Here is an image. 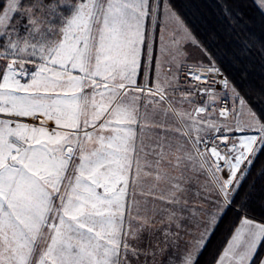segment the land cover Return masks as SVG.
I'll list each match as a JSON object with an SVG mask.
<instances>
[{"label": "snow or ice", "instance_id": "1", "mask_svg": "<svg viewBox=\"0 0 264 264\" xmlns=\"http://www.w3.org/2000/svg\"><path fill=\"white\" fill-rule=\"evenodd\" d=\"M213 5L0 0V264H200L229 212L264 264V0Z\"/></svg>", "mask_w": 264, "mask_h": 264}, {"label": "trees", "instance_id": "2", "mask_svg": "<svg viewBox=\"0 0 264 264\" xmlns=\"http://www.w3.org/2000/svg\"><path fill=\"white\" fill-rule=\"evenodd\" d=\"M194 3L200 5L202 15L194 21L195 27L198 33L201 35V38L207 39V34L212 30L220 27L221 21H219L215 15V8L213 5V0H193ZM246 2L250 3V0H246ZM189 3V0H176V4L178 8L184 9L185 5ZM212 5V7H209ZM245 14L247 16H255L256 13L254 9L246 8ZM259 34V27L256 29ZM235 42L233 41V44ZM247 63V61H245ZM229 70L232 72L233 76L238 78L239 74L242 70V65H229ZM264 76L259 69V67H254L251 69V73L248 81L244 84L245 87L249 85L259 86L261 83V77ZM253 214L259 217L264 214V208H261L257 203L252 204ZM232 221V213L229 212L224 220L220 223L219 227L216 229L215 234L210 239L204 254L201 257L200 264H212L213 259L216 257L217 253H219L222 247L226 244L229 233L231 231Z\"/></svg>", "mask_w": 264, "mask_h": 264}]
</instances>
